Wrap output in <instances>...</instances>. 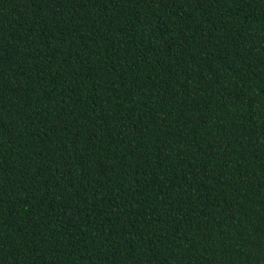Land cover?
Listing matches in <instances>:
<instances>
[{"label": "trees", "instance_id": "16d2710c", "mask_svg": "<svg viewBox=\"0 0 264 264\" xmlns=\"http://www.w3.org/2000/svg\"><path fill=\"white\" fill-rule=\"evenodd\" d=\"M0 264H264V0H0Z\"/></svg>", "mask_w": 264, "mask_h": 264}]
</instances>
